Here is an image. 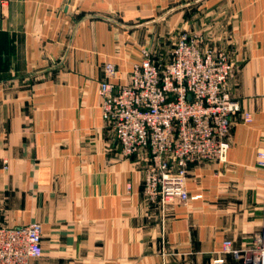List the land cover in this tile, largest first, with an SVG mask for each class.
I'll list each match as a JSON object with an SVG mask.
<instances>
[{"label": "crops", "instance_id": "crops-1", "mask_svg": "<svg viewBox=\"0 0 264 264\" xmlns=\"http://www.w3.org/2000/svg\"><path fill=\"white\" fill-rule=\"evenodd\" d=\"M177 30L230 54L241 112L228 161L191 165L193 199L165 207L145 194L146 154L122 156L99 90L107 63L124 85ZM260 152L264 0H0V227L42 224L32 264H242L223 244L242 251L264 228Z\"/></svg>", "mask_w": 264, "mask_h": 264}, {"label": "built area", "instance_id": "built-area-1", "mask_svg": "<svg viewBox=\"0 0 264 264\" xmlns=\"http://www.w3.org/2000/svg\"><path fill=\"white\" fill-rule=\"evenodd\" d=\"M142 53L124 85L113 82L115 64L104 66L103 120L123 157L146 154L145 194L165 207L186 204L193 199L186 188L189 167L228 161L232 119L241 112L228 91L235 66L226 50L188 33L179 34L165 59L156 60L152 49ZM243 118L252 121L248 113ZM258 166L264 169V152ZM42 240L40 223L0 227V264H32L43 255ZM223 252L242 264H264V228L242 251L226 240Z\"/></svg>", "mask_w": 264, "mask_h": 264}, {"label": "rangeland", "instance_id": "rangeland-1", "mask_svg": "<svg viewBox=\"0 0 264 264\" xmlns=\"http://www.w3.org/2000/svg\"><path fill=\"white\" fill-rule=\"evenodd\" d=\"M181 33V31L177 30V34H173L172 37H174L173 39H171L169 41V43L166 46H160V45H156L154 46V48H151L154 51V57L156 60H161V59H165L169 56L171 50L173 49V46L176 42L177 37H179V34Z\"/></svg>", "mask_w": 264, "mask_h": 264}]
</instances>
